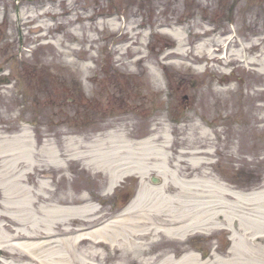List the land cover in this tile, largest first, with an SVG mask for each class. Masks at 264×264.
I'll return each mask as SVG.
<instances>
[{"label":"rangeland","instance_id":"rangeland-1","mask_svg":"<svg viewBox=\"0 0 264 264\" xmlns=\"http://www.w3.org/2000/svg\"><path fill=\"white\" fill-rule=\"evenodd\" d=\"M193 125L207 129L202 147L222 183L264 189V0H0V137L27 132L39 149L111 130L139 141L166 127L176 156ZM67 174L105 217L139 186L127 177L106 195L103 173ZM58 177L50 188L61 195ZM160 243L145 254L185 245L208 257L229 240L221 230Z\"/></svg>","mask_w":264,"mask_h":264},{"label":"bare ground","instance_id":"bare-ground-1","mask_svg":"<svg viewBox=\"0 0 264 264\" xmlns=\"http://www.w3.org/2000/svg\"><path fill=\"white\" fill-rule=\"evenodd\" d=\"M191 129L188 148L176 156L166 127L139 141L111 130L39 149L27 132L1 136L0 264H264V189L239 191L222 183L209 170L210 145L202 147L207 129ZM73 165L103 173L106 195L127 177L139 178L138 189L117 214L105 217L85 188L75 190L68 180ZM56 173L61 195L50 188ZM152 175L161 183H146ZM221 230L229 240L224 253L202 257L183 245ZM162 238L182 244L183 251L147 256L148 245Z\"/></svg>","mask_w":264,"mask_h":264},{"label":"water","instance_id":"water-1","mask_svg":"<svg viewBox=\"0 0 264 264\" xmlns=\"http://www.w3.org/2000/svg\"><path fill=\"white\" fill-rule=\"evenodd\" d=\"M152 182L156 183L157 179L155 177H152Z\"/></svg>","mask_w":264,"mask_h":264}]
</instances>
